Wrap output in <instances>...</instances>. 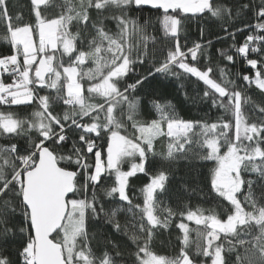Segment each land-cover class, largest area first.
<instances>
[{
  "label": "snow or ice",
  "instance_id": "1",
  "mask_svg": "<svg viewBox=\"0 0 264 264\" xmlns=\"http://www.w3.org/2000/svg\"><path fill=\"white\" fill-rule=\"evenodd\" d=\"M145 6L160 13L172 44L159 63L153 22L135 15ZM30 11L34 20L26 22L0 0V43L9 48L0 54V106H7L0 110V138L8 139L0 144V264H128V242L135 246L133 264H229L232 253L235 264H264V103L247 93L254 85L264 94V0H30ZM248 16L256 23H246ZM193 21L201 37L208 22L232 40L216 50L227 64L213 67L212 40L181 43ZM246 29L259 34L237 43ZM237 58L254 74H233L229 65ZM145 64L151 67L137 74ZM157 73L202 82L200 102L223 115L185 120L171 102L154 100L156 118L138 119L135 93ZM130 74L137 75L132 83ZM57 105L65 107L57 112ZM12 106L30 111L21 116ZM161 137L167 150L157 152ZM194 156L213 162L207 180L227 202L226 216L216 208L160 207L171 169ZM138 173L149 177L142 205L129 195ZM177 215L179 253L158 254L152 242ZM89 221L127 240L101 235L97 255Z\"/></svg>",
  "mask_w": 264,
  "mask_h": 264
},
{
  "label": "trees",
  "instance_id": "2",
  "mask_svg": "<svg viewBox=\"0 0 264 264\" xmlns=\"http://www.w3.org/2000/svg\"><path fill=\"white\" fill-rule=\"evenodd\" d=\"M9 8L13 16L23 14L26 22L34 20L30 11V0H9ZM135 15L139 18L152 20L154 27L149 31L150 35L156 37L154 47L156 50V62L159 63L166 55L167 48L172 46L171 41L164 37L162 27L158 23L157 18L160 13L155 9L145 6L141 11H137ZM245 22L251 24L256 23L252 16L246 17ZM108 26L109 28L115 30L114 22H108ZM240 26L243 27L244 25L241 24ZM4 32V25L0 23V34ZM248 34L259 33L254 32L252 29H246L243 33H237L236 42L243 43V40ZM208 40L213 41V67L216 66L217 62L220 64H227L226 61L217 59L216 50L220 48H228L232 43V40L230 38H226V33H224L219 26L213 25L209 27L208 22H205L204 34L203 37H201L199 28L196 22L193 21L189 26H187L186 33L181 34V43L186 44L188 47H191L194 42L199 41L205 43ZM149 47L150 49L153 47L151 42H149ZM0 54H9L7 44L0 43ZM198 66L203 68L206 65L204 61H200ZM84 67L87 68L88 65H85ZM150 67V64L139 66L137 68V74H145ZM229 68L233 74H254L253 70L249 69L240 58H237L234 65H229ZM136 78L137 75L130 74L128 82L132 83ZM233 78H236L235 75ZM236 79L237 84L240 85L243 90L245 87L244 82L238 78ZM85 84L87 85V82H85ZM181 84H183V87H181ZM204 87L203 83L196 81L194 77L177 80L172 76H164L157 73L154 78H150V82H146L145 87L138 88L135 93L141 98V115L138 119L150 121L151 119L156 118L155 111L152 107V101L155 100L160 103L171 102L175 106L178 115L185 120H207L209 122L216 121L221 115H223V113L221 110L211 108L209 104L200 102L198 93L202 94ZM185 92H187L190 99H185ZM247 93L252 96L254 101L264 103V94L256 89L254 85L251 88H247ZM42 94L44 93L42 92ZM63 107L65 106L57 105L55 110L60 112ZM0 110H7V106H0ZM11 110L18 112L21 116L27 115L30 111V109L26 108V106H12ZM224 118L231 119L230 116H224ZM125 122L130 123L128 121ZM129 131H131V128H129ZM6 143H8L7 137L0 138V144ZM21 143H23V141H21ZM191 147L194 152L198 151L195 146ZM155 148L157 152L166 151L167 138L161 137L158 139L155 143ZM213 166V162L201 161L195 156L191 161L181 160L175 168L171 169L169 182L166 185V191L158 194L159 200L162 202L160 207H171L176 211L185 210V206L192 208L193 210L197 207L204 209L216 208L217 212L221 216H226L222 204L226 205L227 202H221V199L218 198L215 193H212L209 188L207 177L211 167ZM128 167L129 165L125 163L124 169L127 170ZM148 182L149 177L141 173H138L136 177L130 178L129 195L133 204L139 203L142 205L143 197L140 189ZM257 192H259V189H257ZM128 216L130 217L131 214H128ZM180 220L181 217L177 215L167 230H158V233L152 242V247L158 254L172 257L179 253L181 245L178 237L182 236V233L176 227V224H178ZM124 221L125 217L122 214L121 222L124 223ZM184 222L188 223L190 229H195L197 227L192 222ZM88 227L90 234H96V240L93 241V247L96 249L97 255L100 254V248L103 247L101 235L107 236L109 239H116L122 244L127 240V238L122 235L114 234L111 231L110 225H105L103 228H100L96 222L89 221ZM190 237L192 240H195V231L190 233ZM16 247L17 245H14L11 251L13 259L16 258ZM126 248L127 251L125 259L128 264H133L132 253L135 250V246L128 242ZM238 251L241 255L244 254V249L239 246ZM235 257L236 253H232L229 256V264H235Z\"/></svg>",
  "mask_w": 264,
  "mask_h": 264
}]
</instances>
